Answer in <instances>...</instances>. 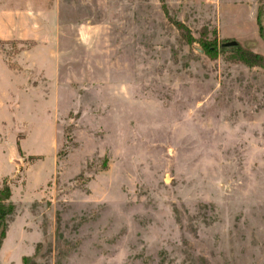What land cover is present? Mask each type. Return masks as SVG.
Here are the masks:
<instances>
[{
  "label": "rangeland",
  "instance_id": "rangeland-1",
  "mask_svg": "<svg viewBox=\"0 0 264 264\" xmlns=\"http://www.w3.org/2000/svg\"><path fill=\"white\" fill-rule=\"evenodd\" d=\"M258 3L0 0V264H264Z\"/></svg>",
  "mask_w": 264,
  "mask_h": 264
},
{
  "label": "trees",
  "instance_id": "trees-1",
  "mask_svg": "<svg viewBox=\"0 0 264 264\" xmlns=\"http://www.w3.org/2000/svg\"><path fill=\"white\" fill-rule=\"evenodd\" d=\"M255 24L258 36L264 43V5L261 3H258L256 7ZM231 41L221 43L220 48L223 50H228L235 61L248 67H258L264 70L263 56L252 53L247 49L240 47L237 43L234 47L223 46L225 43ZM202 47L204 50H207L209 49L210 45L202 43ZM9 198V187L4 184L0 188V246L5 236L7 220L13 212V206L9 203Z\"/></svg>",
  "mask_w": 264,
  "mask_h": 264
},
{
  "label": "crops",
  "instance_id": "crops-1",
  "mask_svg": "<svg viewBox=\"0 0 264 264\" xmlns=\"http://www.w3.org/2000/svg\"><path fill=\"white\" fill-rule=\"evenodd\" d=\"M255 15H256V7H255ZM0 23H1V25L3 24V26H2L3 31H2V35L0 36V39L24 40V39L28 38L24 29H23V26L20 24V23H24V19L21 20L20 18H18V16H13V15L9 16L7 14H3L0 16ZM20 27L22 28L21 30H19ZM0 34H1V31H0ZM217 35H218L219 39H222L218 32H217ZM237 44L240 47L247 49L248 51L252 52L251 50H249L246 47V45H240L239 43H237ZM252 53H255V52H252ZM255 54H258V53H255ZM258 55H260V54H258ZM261 56H263V55H261Z\"/></svg>",
  "mask_w": 264,
  "mask_h": 264
},
{
  "label": "water",
  "instance_id": "water-1",
  "mask_svg": "<svg viewBox=\"0 0 264 264\" xmlns=\"http://www.w3.org/2000/svg\"><path fill=\"white\" fill-rule=\"evenodd\" d=\"M235 45H236L235 42H227V43H225L223 46H224V47H234Z\"/></svg>",
  "mask_w": 264,
  "mask_h": 264
}]
</instances>
